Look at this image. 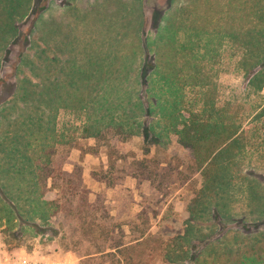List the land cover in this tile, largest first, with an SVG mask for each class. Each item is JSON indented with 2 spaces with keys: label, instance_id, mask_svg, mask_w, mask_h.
<instances>
[{
  "label": "rangeland",
  "instance_id": "rangeland-1",
  "mask_svg": "<svg viewBox=\"0 0 264 264\" xmlns=\"http://www.w3.org/2000/svg\"><path fill=\"white\" fill-rule=\"evenodd\" d=\"M140 95L160 129L161 103L178 100L184 119L224 132L216 146L233 137L210 156L224 148L226 188L202 192L205 166L176 135L156 147L116 128L95 136L125 107L144 119ZM46 160L47 185L16 184ZM0 183L23 214L0 212V264H82L97 236L145 219L147 245L100 264H168L199 206L194 241L222 225L233 250L199 264H264V0H0Z\"/></svg>",
  "mask_w": 264,
  "mask_h": 264
},
{
  "label": "trees",
  "instance_id": "trees-1",
  "mask_svg": "<svg viewBox=\"0 0 264 264\" xmlns=\"http://www.w3.org/2000/svg\"><path fill=\"white\" fill-rule=\"evenodd\" d=\"M146 72H142L141 75L143 80L142 91L144 93L147 91V87L145 86L147 84L146 76L148 73ZM112 91L114 90H111V92ZM111 92L108 93L110 94ZM123 94L124 90H122L121 95ZM140 99L142 100L141 95ZM152 100L153 102L155 101V99ZM141 103L143 112L142 116L144 119H136L138 115L133 118L131 115H129V109L125 107L121 115H111V117L105 121L102 120L101 124L97 128L98 130L95 133V136H102L105 132V129L116 128L121 131V133L123 132L125 134H129L130 136H138L142 138L145 147H156L162 143L163 138H167V141L170 140L172 142L173 135H176L178 137L177 141L182 144L183 147L191 148L194 152L195 162L197 163L198 170H202L203 166H205L202 171L206 180L205 186L202 188V192H206L205 194L207 195H212L215 193V191H220L221 189L227 187L226 177L229 167L225 164L218 163L216 159L225 152V147H230L229 142L234 140L233 137L230 140L228 136L225 137L223 142L216 146L215 144L223 138L224 132L222 134L220 132L215 134V123H210V121L207 123H202L199 119H197L196 116H191L188 120H186V118L184 119L183 114L180 113L181 102L178 100L168 102V104L161 103V110L159 111L158 116L159 120H164L165 123L163 124V127H161L162 129H160L159 126L154 125L150 119L153 115L151 104H148V100L146 103H144L142 100ZM225 128L224 126L220 127V129ZM226 140H229V142ZM220 147H224L221 149L222 151L220 150L221 155L219 156L216 154V158L210 159L213 148ZM46 161L42 163L41 167H37V169L31 170L29 172V174L35 177L32 180H29L28 177H22L24 176V172H20L18 177L20 178L21 182L16 184L20 188L23 186L29 188L36 184L42 187L47 185L48 178L54 176V170L51 165H48V160ZM6 187V184L3 185L0 183V191L2 192L0 193V212L7 214L6 216L8 221L11 222L13 216L15 218H20V216H23V214L20 210V205L6 193ZM199 208L200 206L197 209L194 208L190 211L189 218L186 220L187 227L185 231H175L176 233L174 238L178 241V243H175L177 245L172 246L170 251L164 254V260L168 264H188L190 261L193 262V264H199L204 254L205 256H209L208 252H206L207 249H211L213 252L212 254L215 256V260L222 258L224 255L230 256V254L233 252L231 247L228 246L226 240H222V233L224 231L222 225L219 227V230H217V234L215 233L216 235L209 237L207 240H205V243L201 242V246L198 244V240L194 241L196 230L195 221L202 216H198L200 212ZM224 210L225 208L220 207H216L214 210L213 219L218 221L219 225L223 219L222 214ZM41 217L45 218L43 214ZM237 222L241 223L240 225L243 223L245 224L243 220ZM129 224H132V222ZM122 225H124V223ZM253 225L254 227H259L260 222H255ZM131 226H133V230H131L132 234L129 235L125 234V232L121 230L122 235L120 237H112L109 239L108 234H106L103 239L101 236H97L96 241L98 247L96 251L82 255L83 258L81 259V263L90 264V261H92L93 263L91 264H100L103 263V259L107 257H111L113 260L112 262H114L115 260L119 261V258L122 255L127 259L125 255L127 252L130 253L137 247L141 248L147 245L149 239V230L151 227L150 222L145 219L140 224L134 223ZM241 227L243 228V226ZM171 228L173 229L174 227ZM250 232L251 231H249V233ZM261 234L264 235V232H261ZM223 246L225 247L222 251L221 247ZM129 256L130 257H128L127 260L132 259V256ZM207 262H209V257L205 258L203 261L205 264Z\"/></svg>",
  "mask_w": 264,
  "mask_h": 264
},
{
  "label": "crops",
  "instance_id": "crops-1",
  "mask_svg": "<svg viewBox=\"0 0 264 264\" xmlns=\"http://www.w3.org/2000/svg\"><path fill=\"white\" fill-rule=\"evenodd\" d=\"M70 1H73L75 4H79V2L81 3V1H83V0H70ZM77 2V3H76ZM57 10H59V7H57ZM60 12L59 11H57V15L59 14ZM69 16V15H68ZM70 17V16H69ZM79 21H80V19L79 18H77ZM70 20H72V19H69V21H67V23L71 26V21ZM74 24V23H73ZM75 24H80L77 20H76V23ZM73 26V25H72ZM83 258V257H82Z\"/></svg>",
  "mask_w": 264,
  "mask_h": 264
}]
</instances>
